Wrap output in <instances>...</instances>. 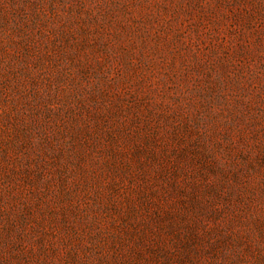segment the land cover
<instances>
[{
  "label": "rangeland",
  "instance_id": "374dc122",
  "mask_svg": "<svg viewBox=\"0 0 264 264\" xmlns=\"http://www.w3.org/2000/svg\"><path fill=\"white\" fill-rule=\"evenodd\" d=\"M0 264H264V0H0Z\"/></svg>",
  "mask_w": 264,
  "mask_h": 264
}]
</instances>
